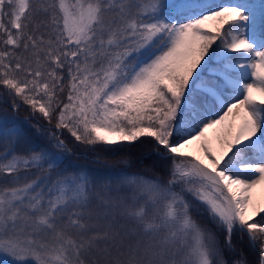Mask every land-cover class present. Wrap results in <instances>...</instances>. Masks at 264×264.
Here are the masks:
<instances>
[{
  "label": "snow or ice",
  "instance_id": "obj_1",
  "mask_svg": "<svg viewBox=\"0 0 264 264\" xmlns=\"http://www.w3.org/2000/svg\"><path fill=\"white\" fill-rule=\"evenodd\" d=\"M0 89L60 150L0 117V264H264V0H0ZM64 131L170 164L94 178Z\"/></svg>",
  "mask_w": 264,
  "mask_h": 264
},
{
  "label": "trees",
  "instance_id": "obj_2",
  "mask_svg": "<svg viewBox=\"0 0 264 264\" xmlns=\"http://www.w3.org/2000/svg\"><path fill=\"white\" fill-rule=\"evenodd\" d=\"M217 2L219 3V0L215 1V3ZM2 91L3 89H0V92ZM4 116L18 120L27 118L30 121V125L27 126L30 129V135L36 137L42 146L49 148L51 151H60L52 147L54 140L49 137L46 131L37 136L35 129L39 117L33 119L27 106L14 112L9 104L0 103V117ZM39 123L45 129L50 127L43 120H39ZM62 138L66 140L68 149H70L64 160L68 161L64 162L65 166L69 170L85 168L94 178H107L121 172L151 175L166 171L170 164V161L159 158L156 153L157 151L162 153L163 149H155L154 143L150 138H142L133 145L115 147L97 145L95 148L75 142L66 131H64ZM256 219H259V217H256ZM223 238L222 234L221 240ZM233 241L238 251L243 250L249 260L255 259L246 235L241 237L239 233H234Z\"/></svg>",
  "mask_w": 264,
  "mask_h": 264
},
{
  "label": "rangeland",
  "instance_id": "obj_3",
  "mask_svg": "<svg viewBox=\"0 0 264 264\" xmlns=\"http://www.w3.org/2000/svg\"><path fill=\"white\" fill-rule=\"evenodd\" d=\"M215 1L216 0H213V2L215 3ZM227 3H229V0H219V3L217 2V4H227ZM64 162H68V161H64ZM66 164H64V166H65ZM223 233H221V235H222Z\"/></svg>",
  "mask_w": 264,
  "mask_h": 264
}]
</instances>
